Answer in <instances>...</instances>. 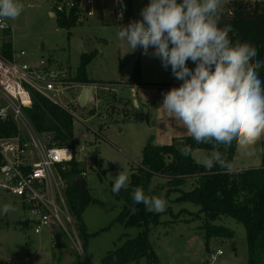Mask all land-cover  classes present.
Instances as JSON below:
<instances>
[{
    "label": "rangeland",
    "instance_id": "1",
    "mask_svg": "<svg viewBox=\"0 0 264 264\" xmlns=\"http://www.w3.org/2000/svg\"><path fill=\"white\" fill-rule=\"evenodd\" d=\"M226 1L222 0L219 16H224L227 11L224 5ZM20 2L24 5L22 13L9 22L15 31L11 37L16 41V49L28 52L24 61L33 62L48 57L53 66L75 76V68L80 65L86 40L92 37L96 57L88 67L90 75L95 78L128 80L140 61L143 81L151 84L142 85L148 87L134 88H120L117 85L116 90H109L102 85V89L98 90L101 100L98 108L93 105L81 108L75 103L77 94L74 92L64 101L77 113L72 127L76 157L87 171L86 179L91 194L103 203L88 206L82 216L89 232L94 234L90 238L87 254L82 256L71 242H68V249L58 248L53 243L50 231L36 233L31 224L25 223L27 206L18 197L9 196L0 190V208L9 202L15 208L14 212L7 214L0 212V264H73L77 255H81L79 264H102L99 260L107 252L120 248L126 239L135 237L142 231L120 225L116 221L124 207V200L112 192L117 174L127 172L130 179L129 167H136V162L142 159V148L151 137H155V144L160 146L171 143L173 136H189L182 122L171 118L160 107L163 93L172 87H178L182 81L175 79L171 69L166 70L159 58L142 54L141 48L130 51L127 42L117 37L118 27L129 22H118L116 13L125 9L129 0H122V4L111 0L112 4L107 5L105 20L97 16V21H84L72 29L60 26L58 19L49 16V11L54 7L53 0ZM149 2L150 0H134L136 19L140 18V10ZM2 36L0 31V50ZM188 64L193 63L188 61ZM134 98L141 103L140 108L134 107ZM263 142L264 136L257 141L255 149L251 146L250 155L237 150L232 166L238 165L241 159L242 165L258 163L261 160L258 146L263 145ZM212 152L198 149L194 152V157L201 163L203 159L210 158ZM165 184L164 177L155 176L149 186L152 196L167 201L166 210L161 212V223L158 227L151 228L149 237L157 253L158 264H248L249 246L243 223L229 216L220 217L214 223L228 227L234 232V237L211 238L208 248V242L202 233L203 218L198 220L191 214L199 213L201 205L189 201L177 203L176 199L180 197L181 191L170 192ZM195 186L196 179L188 178L181 189L190 191ZM219 249L223 253L216 256L213 263L211 256L217 255ZM140 264L148 262L144 258Z\"/></svg>",
    "mask_w": 264,
    "mask_h": 264
},
{
    "label": "trees",
    "instance_id": "2",
    "mask_svg": "<svg viewBox=\"0 0 264 264\" xmlns=\"http://www.w3.org/2000/svg\"><path fill=\"white\" fill-rule=\"evenodd\" d=\"M224 16L218 17V26L230 27V39L241 42H248L257 49L256 60L264 62V0H232L226 7ZM60 26L72 29L78 25L79 18L75 12L69 15H62L59 19ZM2 55L11 58L13 44L6 41L2 47ZM93 53H83L81 62L75 77V81L81 84H94L89 78L87 67L94 59ZM190 68L195 65L188 64ZM262 82H264V65L257 70ZM132 77L127 82L131 86L142 84V73L140 61L136 64ZM264 87V84H262ZM33 103L25 108L36 131L40 134H51L53 141L59 146H70L75 151V159L69 163L63 177L68 181L66 198L73 215L79 226L84 252L87 254L90 248V238L94 236L83 221V214L88 206L102 204V202L91 194L89 188L80 190L74 187L73 180L82 174L80 163L77 160V151L73 140V123L76 117L69 110L53 103L47 97L36 92L32 93ZM11 129L0 125V131L9 134L15 130L13 123ZM191 145L193 152L198 149L214 151L210 144H196L191 136L174 139L170 144L154 145L149 141L143 147V155L140 166L131 174L130 182L122 188L118 194L124 200V207L116 219L120 225L139 228L142 231L135 237H129L123 246L116 250L107 252L106 256L99 260L102 264H140L145 258L149 264H158V256L153 244L150 242L151 228H156L161 223L162 213H155L146 210L143 203L136 204L132 200V190L141 187L145 194H150V184L153 177L162 176L166 179V186L170 192H180L176 199L177 203L189 201L200 204L199 213H191L198 220L203 218L202 233L206 241L211 238L234 237V232L224 225H217L214 222L222 216L234 218L246 227V238L249 246L248 264H263L264 262V164L255 168L231 171L222 169L214 164L211 169L204 167L196 161L194 155L183 157L179 152L182 145ZM225 159L231 164L237 148L233 146L219 149ZM196 179V186L193 190L184 191L181 189L185 180ZM135 208V212L132 209ZM58 248L68 249L66 239L57 232ZM209 242L207 243V246ZM209 248V246H208ZM80 256L77 255L73 264H79Z\"/></svg>",
    "mask_w": 264,
    "mask_h": 264
},
{
    "label": "clouds",
    "instance_id": "3",
    "mask_svg": "<svg viewBox=\"0 0 264 264\" xmlns=\"http://www.w3.org/2000/svg\"><path fill=\"white\" fill-rule=\"evenodd\" d=\"M221 6L222 0H150L139 19L118 27L117 37L130 51L141 48L142 54L159 58L166 70L170 66L182 83L163 93L160 107L182 122L196 144L212 146L211 157L201 161L205 168L218 164L230 173L232 165L220 147L227 149L235 142L237 150L250 155L251 146L264 136V82L257 72L264 62L255 59V46L233 42L230 27L218 26ZM23 9L20 0H0V20H15ZM178 150L186 158L194 155L191 145ZM128 182L127 172L118 173L112 192L119 194ZM131 196L148 211L167 208L165 199L148 196L141 187ZM14 211L11 202L0 208L3 214Z\"/></svg>",
    "mask_w": 264,
    "mask_h": 264
},
{
    "label": "built area",
    "instance_id": "4",
    "mask_svg": "<svg viewBox=\"0 0 264 264\" xmlns=\"http://www.w3.org/2000/svg\"><path fill=\"white\" fill-rule=\"evenodd\" d=\"M53 1L52 13L57 19L75 12L80 22L95 14V0ZM8 28L7 20H0V30ZM26 55L27 51H15L6 58L0 53V125L9 130L13 123L15 128L9 134L0 131V190L27 206L25 221L36 233L59 232L84 256L79 226L66 198L68 181L63 177L75 159V151L70 146H59L49 133H38L25 108L31 106L32 93L36 92L76 117L77 113L64 102L66 97L76 93L78 104L83 89L90 86L93 92L88 105L98 108L101 100L97 90L102 87L75 81V76L53 66L48 58L24 61ZM222 253L219 249L211 261L214 263Z\"/></svg>",
    "mask_w": 264,
    "mask_h": 264
},
{
    "label": "crops",
    "instance_id": "5",
    "mask_svg": "<svg viewBox=\"0 0 264 264\" xmlns=\"http://www.w3.org/2000/svg\"><path fill=\"white\" fill-rule=\"evenodd\" d=\"M117 1V3L118 4H122L123 2H122V0H116ZM130 1V3H129V5L125 8V9H121V10H119V12H117L116 13V17H117V21L118 22H122V23H126V22H129V21H131V20H136V17H135V5H134V0H129ZM229 1H232V0H227L226 2H225V6L227 7V4L229 3ZM247 1H251V0H247ZM108 4H112L111 3V0H95V14H94V16H92V17H90V19H86V20H81L79 23H80V25L82 24V23H84V21H87V23H91V22H93V21H97V16H101V18H103V20H105L106 18H105V14H106V10H107V5ZM30 5H32V4H30ZM52 11L53 10H51V11H49V16L50 17H53L54 18V16H53V13H52ZM121 13H122V16H121ZM56 18V17H55ZM57 19V18H56ZM58 21H59V19H58ZM7 22L9 23V25H10V28H8V29H6L5 31H3V30H0V31H2V33H3V36H2V43H1V50H2V47H3V45H4V43H6V41H11L12 42V44H13V52H15V51H24V50H17L16 49V41H15V39H12L13 37H11V36H13L14 35V28H13V25H11V22H9V20H7ZM59 23V22H58ZM70 34V33H69ZM70 36V35H69ZM86 41H88L89 43H91V45H92V49H91V53H93L94 54V56L96 55V52H94V46H95V41L93 40V38L92 37H89L88 38V40H86ZM1 50H0V53L2 54V52H1ZM90 52H86V51H84L83 53H90ZM28 53V52H27ZM82 53V54H83ZM81 57H82V55H81ZM96 57V56H95ZM46 58H48V57H46ZM41 59H45L44 57L43 58H41ZM49 59V58H48ZM40 59H38V60H35L34 62H36V61H39ZM50 60V59H49ZM139 62V61H138ZM137 62V63H138ZM91 64V63H90ZM89 64V65H90ZM89 65H88V67H89ZM79 67V66H78ZM77 67V68H78ZM88 67H87V74L89 75V78L91 79V80H93L95 83L94 84H96V85H100V86H102V85H107L108 87V89L109 90H113V89H115V88H117V85H119L120 86V88H121V86L123 87V86H131V85H129L127 82L130 80V78L128 79V80H124L123 78H121V80H116V79H113V78H95V77H93L92 75H90V73H89V70H88ZM77 68H75L76 69V71H77ZM169 68H170V66H169ZM171 69V68H170ZM133 73V72H132ZM141 73H142V70H141ZM132 77V76H131ZM93 84V85H94ZM142 85H151V84H145V82L143 81V73H142V84H140V85H138V86H133V88L134 87H140V86H142ZM142 87H148V86H142ZM99 90H101V89H99ZM116 90V89H115ZM117 92V91H116ZM97 93L99 94V92H98V90H97ZM139 93V92H138ZM82 95V94H81ZM81 95H80V97H81ZM135 96V95H134ZM79 97V98H80ZM78 104H79V101H78ZM133 105H134V107H137L138 106V108H140L141 106V103L136 99V98H134L133 99ZM145 105V104H144ZM129 120H131V119H129ZM150 120V117L148 116V121ZM99 131V130H98ZM100 132V131H99ZM183 136H173V138H172V141L174 140V139H179V138H182ZM185 137H187V136H185ZM155 137H151L150 138V140L149 141H152L153 143H154V145H157V144H155ZM171 141V142H172ZM148 143V142H147ZM146 143V144H147ZM145 144V145H146ZM170 144V143H169ZM144 145V146H145ZM157 146H159V145H157ZM82 148H83V145H82ZM258 148H259V155H260V158H261V160H258V163H253V164H255V165H242L243 164V161H242V159H241V162L238 164V165H236L235 167L234 166H232V171H236V170H241V169H248V168H255V167H259L260 165H262V163L264 162V142H263V145H259L258 146ZM143 149V148H142ZM253 149H255V145H253ZM142 155H143V151H142ZM236 155H237V153H236ZM236 155H235V157H236ZM77 156V155H76ZM78 160V159H77ZM235 160V158L233 159V161H232V163L233 162H235L234 161ZM79 161V160H78ZM141 161H142V159L140 160V161H137L136 163H137V165H136V167L134 166V165H132V166H130L129 168H130V177H131V174L134 172V171H136V168L138 167V166H140V164H141ZM79 163H80V168L83 170V172H82V174L81 175H85L84 177L86 178L87 177V171H86V169H84L83 168V166H82V163L79 161ZM232 163H231V165H232ZM249 164V163H248ZM91 169H92V167H91ZM99 171H101V170H99ZM75 180V179H74ZM74 180H73V184H74ZM129 182H130V179H129ZM129 184V183H128ZM86 187L88 188V181H87V179H86ZM94 197V196H93ZM97 199V198H96ZM102 202V201H101ZM103 204V203H102ZM124 205V204H123ZM185 210H187V209H185ZM118 218V217H117ZM116 218V219H117ZM117 221V220H116ZM25 223L27 224V222L25 221ZM84 223H85V221H84ZM28 225V224H27ZM85 226H86V223H85ZM88 227V226H87ZM44 232V231H43ZM50 234L53 236V240H54V242L53 243H55V246H56V244H57V242H58V237H57V235H54V233H52L51 231H50ZM146 262H147V260H146ZM212 263V262H211ZM149 264V263H148Z\"/></svg>",
    "mask_w": 264,
    "mask_h": 264
},
{
    "label": "water",
    "instance_id": "6",
    "mask_svg": "<svg viewBox=\"0 0 264 264\" xmlns=\"http://www.w3.org/2000/svg\"><path fill=\"white\" fill-rule=\"evenodd\" d=\"M92 49V45L91 43H89L88 41H86L85 44V51L86 52H90ZM92 92L93 89L90 86H86L83 89V92L81 93V97L79 98V106L81 108L86 107L89 104V100L92 96ZM74 187L80 190H85L86 189V178L84 177V175H79L75 178L74 180Z\"/></svg>",
    "mask_w": 264,
    "mask_h": 264
}]
</instances>
